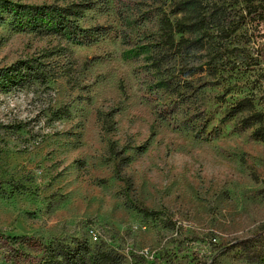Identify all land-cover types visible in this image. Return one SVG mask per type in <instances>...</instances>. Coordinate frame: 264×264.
Instances as JSON below:
<instances>
[{
  "label": "rangeland",
  "instance_id": "rangeland-1",
  "mask_svg": "<svg viewBox=\"0 0 264 264\" xmlns=\"http://www.w3.org/2000/svg\"><path fill=\"white\" fill-rule=\"evenodd\" d=\"M207 1L227 8L228 31L214 29L185 60L206 65L195 85L217 83L199 104L222 132L204 139L159 118L170 99L137 40L156 27L134 26L128 0L84 11L81 26L112 27L92 45L17 28L3 13L0 69L39 64L47 76L0 82V264H65L61 245L78 241L114 249L122 264H264L237 246L264 242V142L238 128L241 117L221 121L245 97L264 111V0Z\"/></svg>",
  "mask_w": 264,
  "mask_h": 264
},
{
  "label": "trees",
  "instance_id": "trees-1",
  "mask_svg": "<svg viewBox=\"0 0 264 264\" xmlns=\"http://www.w3.org/2000/svg\"><path fill=\"white\" fill-rule=\"evenodd\" d=\"M100 1L105 2V0H81L59 5L18 4L9 0H0V22H4L3 13H7L17 28L41 36L62 35L79 44L92 45L101 37L112 33L111 26L96 25L85 28L79 23L84 11L94 9ZM168 1L171 2L170 13L164 9ZM128 2L133 12L134 26L139 29L146 24L156 27V32L152 33L145 28L137 40L146 39V43H138V47L150 50L151 67L160 76L156 86L163 88L164 95L170 99L159 107L157 111L159 118L174 119L176 127L194 132L198 139L221 134L222 130L219 126L209 129L213 113L212 111L208 113L207 109H202L199 104L202 90L217 83L204 80L195 85L191 77L202 71L206 65H194L192 61L185 62V60L207 49L214 29L228 31L227 23L221 21L222 17L228 18L227 8H216L214 3L207 0H128ZM216 23L217 27H215ZM125 38L127 42H131V37ZM178 62L181 63L176 73ZM207 71L209 75L216 77L218 66L208 65ZM179 74L184 76V79L179 78ZM46 76L47 71L42 70L39 64L13 65L0 69V82L4 81L5 84L24 85L34 81L44 82ZM243 114L245 115L242 116ZM235 117H241L238 120V128L241 130L254 128L253 135L264 142V111L257 110L251 98L245 97L229 105L221 121L226 122ZM124 159L127 163L130 161V157ZM135 208L148 217H155L158 214L154 209L141 203H137ZM261 236L257 241L261 240ZM254 238L243 240L237 246L245 250L246 257L250 261H262L264 242L257 245ZM58 256H63L65 264L123 263V257L114 249L103 245H91L87 241L61 245Z\"/></svg>",
  "mask_w": 264,
  "mask_h": 264
}]
</instances>
